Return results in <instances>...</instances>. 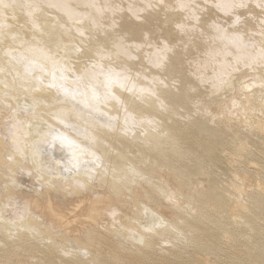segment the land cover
<instances>
[{"label": "bare ground", "instance_id": "1", "mask_svg": "<svg viewBox=\"0 0 264 264\" xmlns=\"http://www.w3.org/2000/svg\"><path fill=\"white\" fill-rule=\"evenodd\" d=\"M0 264H264V0H0Z\"/></svg>", "mask_w": 264, "mask_h": 264}, {"label": "snow or ice", "instance_id": "2", "mask_svg": "<svg viewBox=\"0 0 264 264\" xmlns=\"http://www.w3.org/2000/svg\"><path fill=\"white\" fill-rule=\"evenodd\" d=\"M185 5L183 3L180 4V7H184ZM243 6V5H240ZM164 51H168L167 47H165ZM165 57L164 56H157V63H162L164 61ZM69 144H71L70 141H68Z\"/></svg>", "mask_w": 264, "mask_h": 264}, {"label": "rangeland", "instance_id": "3", "mask_svg": "<svg viewBox=\"0 0 264 264\" xmlns=\"http://www.w3.org/2000/svg\"><path fill=\"white\" fill-rule=\"evenodd\" d=\"M193 118L189 119V120H192Z\"/></svg>", "mask_w": 264, "mask_h": 264}]
</instances>
